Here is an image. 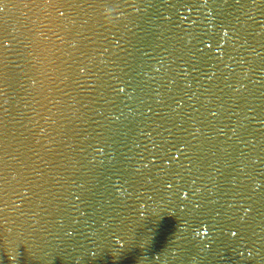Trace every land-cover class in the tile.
<instances>
[{
    "label": "water",
    "instance_id": "1",
    "mask_svg": "<svg viewBox=\"0 0 264 264\" xmlns=\"http://www.w3.org/2000/svg\"><path fill=\"white\" fill-rule=\"evenodd\" d=\"M0 264H264V0H0Z\"/></svg>",
    "mask_w": 264,
    "mask_h": 264
},
{
    "label": "clouds",
    "instance_id": "2",
    "mask_svg": "<svg viewBox=\"0 0 264 264\" xmlns=\"http://www.w3.org/2000/svg\"><path fill=\"white\" fill-rule=\"evenodd\" d=\"M206 231H207V229L205 228V229H204V232L206 233Z\"/></svg>",
    "mask_w": 264,
    "mask_h": 264
}]
</instances>
